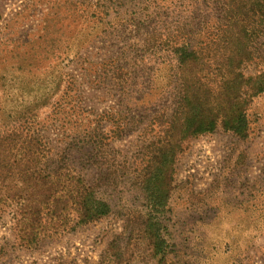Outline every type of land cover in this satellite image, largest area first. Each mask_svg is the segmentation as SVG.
<instances>
[{
	"label": "rangeland",
	"instance_id": "obj_1",
	"mask_svg": "<svg viewBox=\"0 0 264 264\" xmlns=\"http://www.w3.org/2000/svg\"><path fill=\"white\" fill-rule=\"evenodd\" d=\"M201 3L0 0V140L18 158L35 136L50 158L41 164L59 170L60 184L80 177L110 206L84 225L68 209L63 222L46 220L29 238L3 198L0 264H160L143 235L151 209L140 185L177 91L168 77L175 62L160 46L215 17ZM256 44L246 74L264 70V33ZM111 114L134 120L105 141L91 167L88 136L108 135ZM247 117L245 138L217 129L175 150L159 220L169 252L161 264H264V94L252 98Z\"/></svg>",
	"mask_w": 264,
	"mask_h": 264
},
{
	"label": "trees",
	"instance_id": "obj_2",
	"mask_svg": "<svg viewBox=\"0 0 264 264\" xmlns=\"http://www.w3.org/2000/svg\"><path fill=\"white\" fill-rule=\"evenodd\" d=\"M203 4L212 5L213 19L206 17L191 28H182L178 36L166 37L160 46L169 48L165 56L175 62L168 77L177 84V91L172 113L161 116L163 136L155 143L158 149L144 165L140 182L151 209L143 222V235L160 264L169 253L159 220L169 197L175 150L181 142L217 129L245 138L247 107L254 96L264 94V70L245 73L246 64L253 60L256 41L264 33V0H203ZM157 53L149 55L156 57ZM108 119L116 122L108 135L93 130L88 136L93 152L89 154L91 167H99L96 156L105 141L124 135L134 117L111 114ZM4 142L0 140V201L5 198L15 204L13 220L17 227L21 225L22 236L33 238L46 220L63 222L68 209L76 213L77 225L96 222L110 212L95 187L80 177H74V184L57 181L59 170L40 162L50 158L35 136L23 141L18 158L11 155ZM13 188H17L15 193L11 192Z\"/></svg>",
	"mask_w": 264,
	"mask_h": 264
}]
</instances>
